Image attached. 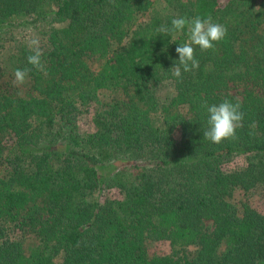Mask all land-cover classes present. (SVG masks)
<instances>
[{
  "label": "trees",
  "instance_id": "trees-1",
  "mask_svg": "<svg viewBox=\"0 0 264 264\" xmlns=\"http://www.w3.org/2000/svg\"><path fill=\"white\" fill-rule=\"evenodd\" d=\"M197 16L227 36L178 79L187 27L157 29ZM225 99L243 126L216 144L203 105ZM254 188L264 203V0H0V264H264V211L233 200Z\"/></svg>",
  "mask_w": 264,
  "mask_h": 264
},
{
  "label": "clouds",
  "instance_id": "clouds-1",
  "mask_svg": "<svg viewBox=\"0 0 264 264\" xmlns=\"http://www.w3.org/2000/svg\"><path fill=\"white\" fill-rule=\"evenodd\" d=\"M187 27L188 42L177 46L175 51L178 54V64L173 66V76L182 79V72H190L199 67V61L195 55V47L198 46L201 51L214 49L215 44L221 42L227 36V28L207 18L187 17L173 18L171 27L161 26L157 29L158 33L172 37L175 42V34L181 33ZM30 54L27 56V62L35 70L47 75V68L43 61V49L38 36H30L27 39ZM31 69H16L14 72V84L20 86L26 83ZM207 116V129L203 131V137L212 143L219 144L225 140H235L236 130L243 126L244 113L241 111V103L223 100L219 104H204Z\"/></svg>",
  "mask_w": 264,
  "mask_h": 264
},
{
  "label": "rangeland",
  "instance_id": "rangeland-1",
  "mask_svg": "<svg viewBox=\"0 0 264 264\" xmlns=\"http://www.w3.org/2000/svg\"><path fill=\"white\" fill-rule=\"evenodd\" d=\"M97 63H94V66ZM169 90L168 86L159 88V93L162 97H164ZM94 113V108L89 107L87 112L82 113L79 116L78 124L81 131L90 132L94 130V125L92 122ZM245 165V160L242 156L236 157L230 162H228L224 169L225 170H239L242 169ZM112 192V191H111ZM247 200L254 208H256L259 211H264V203H263V197H262V189L260 188H254L248 191L246 194H241L238 191H235L233 195V200L235 202L241 201V200ZM147 252L149 255L153 254H164L167 253L170 249L169 244L165 241H152L149 240L146 244Z\"/></svg>",
  "mask_w": 264,
  "mask_h": 264
}]
</instances>
